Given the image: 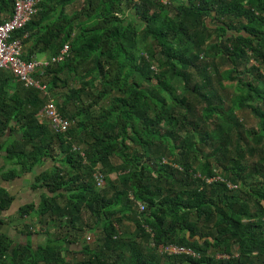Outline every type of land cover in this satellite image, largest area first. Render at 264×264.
<instances>
[{"label": "trees", "instance_id": "16d2710c", "mask_svg": "<svg viewBox=\"0 0 264 264\" xmlns=\"http://www.w3.org/2000/svg\"><path fill=\"white\" fill-rule=\"evenodd\" d=\"M76 1L38 0L11 35L24 61L68 45L36 75L66 132L39 121L47 97L19 81L9 94L0 70V136L11 122L21 134L0 146L4 179L59 157L33 186L47 195L17 212L25 231L54 232L36 247L0 233V264H264V0H81L67 14ZM10 204L0 188V210ZM170 244L195 256L157 252Z\"/></svg>", "mask_w": 264, "mask_h": 264}, {"label": "crops", "instance_id": "0c3cea01", "mask_svg": "<svg viewBox=\"0 0 264 264\" xmlns=\"http://www.w3.org/2000/svg\"><path fill=\"white\" fill-rule=\"evenodd\" d=\"M81 7V0H77L72 5L66 7V13L69 14L74 10H78ZM36 16V15H35ZM10 17V13L0 14V21H5ZM31 58L35 59L38 62L44 61L47 59V56L44 54H34ZM2 70V69H0ZM5 71V70H2ZM7 72V71H6ZM7 74H10L7 72ZM10 89L9 94L13 93V86L16 83V80L12 77L10 80ZM40 93V92H39ZM40 95L44 97L41 93ZM47 98L53 101L56 104L57 96L55 94L48 95ZM39 121L46 124V121L39 118ZM48 125V124H47ZM10 126L12 131L7 130L3 136H0V146H6L8 143L19 140L21 134L19 132V127L11 122ZM49 126V125H48ZM78 147V146H76ZM80 147H78L79 149ZM82 153L81 149H79ZM58 151L54 150L51 157L42 158L37 164L32 167H28V163L24 161L19 162L15 167L18 171V175L10 178L4 179V175L7 173L8 169L13 168L11 162H8L6 157V152L2 148L0 149V188L11 197V204L6 210H0V233L8 237L13 243L12 246L16 244H25L26 241L29 242L33 247L43 246L50 236L54 232L52 227V222L48 221L44 227H39L38 224L33 222V226L29 229V232L25 231L22 228L23 220L18 217V209L21 206L32 204L35 208L40 204L41 199L44 195H47L45 188L33 187L36 182V177L41 175L44 172L51 170L56 161L59 160L57 156ZM83 154V153H82ZM84 158V157H83ZM115 177V175H113ZM46 220H51L48 216ZM34 220V219H31ZM31 223V222H30ZM127 226L130 227L128 224ZM83 237V236H82ZM82 239H78L74 243H67V256L68 258L71 255L77 253L81 248Z\"/></svg>", "mask_w": 264, "mask_h": 264}, {"label": "built area", "instance_id": "2783aa9c", "mask_svg": "<svg viewBox=\"0 0 264 264\" xmlns=\"http://www.w3.org/2000/svg\"><path fill=\"white\" fill-rule=\"evenodd\" d=\"M37 2L38 0H13L10 17L0 23V69L9 72L12 77L16 81L22 83L25 88L36 89L44 97H47L46 86L36 75L41 74L43 67L47 66L50 62L62 60L68 54V45L65 44L60 52L50 59L38 62L31 58L28 61H24L21 58V41L19 39H11V35L16 30L23 28L34 18L38 11ZM38 118L46 121V124L57 134L66 132L71 124L69 120L59 115L56 104L51 100L46 101L45 105L38 113ZM79 149L76 146L73 147V150L78 152L82 157L83 154ZM92 178L97 188L104 186L105 176L99 169L94 170ZM130 199H132V196H130ZM135 205L139 212L143 210V204L137 202ZM146 231L150 233L148 229H146ZM157 252L163 256H195L192 251L173 244L158 246Z\"/></svg>", "mask_w": 264, "mask_h": 264}, {"label": "rangeland", "instance_id": "374dc122", "mask_svg": "<svg viewBox=\"0 0 264 264\" xmlns=\"http://www.w3.org/2000/svg\"><path fill=\"white\" fill-rule=\"evenodd\" d=\"M127 13L130 14L131 12L128 11ZM245 115H246V117H245L244 121L246 122V124H251L253 121H252V118L250 117V115L248 114V112H245ZM238 116H242V114H238ZM210 181H211V179H208L206 182L209 183ZM228 186H229V184H228ZM262 206L264 207V203ZM217 257H220V256H217Z\"/></svg>", "mask_w": 264, "mask_h": 264}]
</instances>
